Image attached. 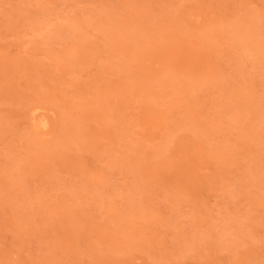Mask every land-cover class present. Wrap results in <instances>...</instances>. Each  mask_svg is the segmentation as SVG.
<instances>
[{
	"label": "rangeland",
	"instance_id": "obj_1",
	"mask_svg": "<svg viewBox=\"0 0 264 264\" xmlns=\"http://www.w3.org/2000/svg\"><path fill=\"white\" fill-rule=\"evenodd\" d=\"M0 264H264V0H0Z\"/></svg>",
	"mask_w": 264,
	"mask_h": 264
},
{
	"label": "bare ground",
	"instance_id": "obj_2",
	"mask_svg": "<svg viewBox=\"0 0 264 264\" xmlns=\"http://www.w3.org/2000/svg\"><path fill=\"white\" fill-rule=\"evenodd\" d=\"M1 7H2V5H1ZM36 107V106H35ZM38 107V106H37ZM30 108H32V107H30ZM32 110V109H31ZM28 112H29V114H28ZM27 112V114H28V116L30 117V120H31V122H32V126H30V127H34V131H38L37 133H38V135L40 136L41 135V137H42V135H45L46 137H47V134H51V133H48L47 131L49 130V128H51L52 129V127H53V125L54 124H51L50 125V127H49V125H48V120L46 119V118H44V117H42V114H40L39 112V108H36V109H34L32 112H30V111H28ZM45 112V111H44ZM31 113V114H30ZM46 113V112H45ZM51 115V114H50ZM53 115V114H52ZM51 115V116H52ZM27 116V117H28ZM47 117V116H46ZM54 117V116H53ZM53 117H51L52 119H54ZM28 122V121H27ZM29 123V125H30V122H28ZM50 124V123H49ZM52 126V127H51ZM54 126H56V125H54ZM49 127V128H48ZM33 129V128H32ZM51 129L49 130L50 132H52L51 131ZM55 129H56V127H55ZM47 130V131H46ZM53 130V129H52ZM33 131V130H32ZM41 131V132H40ZM46 131V132H45ZM42 132L44 133V134H42ZM36 133V134H37ZM39 133H41V134H39ZM44 137V136H43ZM42 137V138H43Z\"/></svg>",
	"mask_w": 264,
	"mask_h": 264
}]
</instances>
